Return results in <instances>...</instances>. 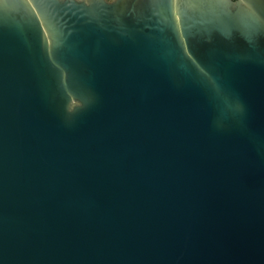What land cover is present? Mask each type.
I'll use <instances>...</instances> for the list:
<instances>
[{
    "label": "water",
    "instance_id": "95a60500",
    "mask_svg": "<svg viewBox=\"0 0 264 264\" xmlns=\"http://www.w3.org/2000/svg\"><path fill=\"white\" fill-rule=\"evenodd\" d=\"M0 264H264V0H0Z\"/></svg>",
    "mask_w": 264,
    "mask_h": 264
}]
</instances>
